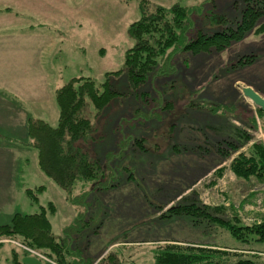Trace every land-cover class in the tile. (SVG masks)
Masks as SVG:
<instances>
[{
  "label": "rangeland",
  "instance_id": "rangeland-1",
  "mask_svg": "<svg viewBox=\"0 0 264 264\" xmlns=\"http://www.w3.org/2000/svg\"><path fill=\"white\" fill-rule=\"evenodd\" d=\"M0 1L12 13L3 24H22L30 32L28 41L13 37L19 35L16 29L15 34L4 33L12 37L1 40L6 48L0 46V52L2 59L11 60L4 65L10 68L5 75L18 77L34 90L36 120L58 125L55 91L75 77L91 78L100 86L106 74L117 73L111 83L121 94L95 118L99 138L90 146L100 163L112 169L105 184L118 186L91 191V184L78 183L76 202L69 200L63 189L39 173L38 151L25 150L28 161L25 168L17 166L12 202L0 210V225L12 223L16 214L45 209L57 240L70 243L76 238L72 250L62 251L90 261L126 243L124 256L153 264V249L176 241L227 248L264 264V242L242 245L209 219L160 217L172 205L196 203L221 218L233 209L245 226L264 223V183L242 180L231 170L234 159L248 154L254 144L264 145V116L242 92L250 87L264 98V29L259 31L264 17L221 51L184 50L188 41L182 38L176 53L169 60L162 58L161 68L133 90L124 61L135 44L130 28L140 19L143 2L185 7L191 40L199 29L207 35L224 30L219 16L228 17V27L237 28L243 0ZM226 141L242 146L221 156L217 149L228 147ZM27 187H44L34 192L36 202L24 192ZM77 218L85 228L79 235H66ZM22 240H0V264H61L56 263L60 258L74 262L70 253L64 258L47 249L25 250Z\"/></svg>",
  "mask_w": 264,
  "mask_h": 264
},
{
  "label": "trees",
  "instance_id": "trees-1",
  "mask_svg": "<svg viewBox=\"0 0 264 264\" xmlns=\"http://www.w3.org/2000/svg\"><path fill=\"white\" fill-rule=\"evenodd\" d=\"M243 2L245 9L237 28L228 27L230 19L226 16H219L218 23L223 29L225 28L224 30L207 35L199 29L196 30V37L191 40L188 35L193 28H191L189 13L185 7L176 4L166 8L153 5L148 1L143 2L140 19L130 28V35L135 44L127 50L124 61V70L128 74L131 89L137 90L144 85L150 79L151 74L161 68L160 60L165 56H168L169 60L176 53L174 49L179 47L182 38L188 41L183 49L196 53L212 49L221 51L231 42L241 40L264 17V0H243ZM263 29L264 24L259 27V31ZM170 50L172 52H169ZM116 74H106L105 81L100 86L93 79L84 77L72 78L61 86L55 96L59 108V120L56 127L42 120L31 118L28 121V137L31 145L38 151L40 170L66 192L69 200L75 201L73 192L78 183L91 184V191L118 186L113 183L105 184L112 169L108 171L90 149L92 143L99 138L100 126L95 123V118L121 95L111 83L112 76ZM168 105L171 106L172 103ZM259 110L264 116V112ZM243 136L248 143L249 138L245 134ZM225 144L228 147L217 149L221 156H228L231 148L237 150L242 146L232 141H226ZM231 170L242 180L255 178L258 182L264 183V145L254 144L248 154L234 159ZM43 189L44 187H39L37 190L30 189L27 190V194L33 202H36L34 192ZM220 210L221 208L214 211ZM166 211L160 215L162 219L183 216L193 219H209L212 223L222 226L235 241L242 245L264 242V223L254 227L245 226L233 209H230L224 218L213 216L214 214L207 211L206 207L196 203L185 206L175 204ZM81 222L83 219H75L64 233L66 235L81 234L85 228ZM194 222L197 223V220ZM16 238L23 239V245L29 249H47L56 256L63 254L64 258L70 253L74 262H69V264H138L137 259L124 256V248H122L124 246L110 250L102 259L98 258L93 261L78 258L71 252L65 254L62 249L72 250L71 245L76 238H71L70 243L57 240L45 209L33 215L16 214L11 224L0 226V240H15ZM152 256L153 264H258L252 259H244V254L238 251L214 246H184L176 241L155 247ZM60 259L59 262H55L66 264V258L65 260Z\"/></svg>",
  "mask_w": 264,
  "mask_h": 264
},
{
  "label": "crops",
  "instance_id": "crops-1",
  "mask_svg": "<svg viewBox=\"0 0 264 264\" xmlns=\"http://www.w3.org/2000/svg\"><path fill=\"white\" fill-rule=\"evenodd\" d=\"M10 9L9 5H5L4 2L0 3V46L2 47H5V44H3L1 40L5 37H12L5 34H15L12 32L13 29L19 31V35H13V37L24 38L27 41L30 37V32L26 31L27 28L25 25L20 24V26H9L3 24V20L8 15L12 14ZM2 58L3 54L0 52V210L4 209L10 202H12L10 196L14 191L17 166L18 170L19 168H25V162L28 161L27 157L29 156V153L27 155L25 150L35 149L31 145V141L28 137L27 127L29 119L32 118L36 120L35 116L37 115V109L33 107V104L35 105L38 101V99L33 96L34 90H31V86H28L29 83L28 85L22 84L19 79H16L18 77L15 78L12 76V78H9V76L5 75V70L9 73L8 71L10 68H5L4 65L11 60H4ZM35 76L36 75L34 74L30 76L29 79ZM21 79L23 81L26 80L25 78ZM59 88L60 87H58V89ZM52 96L50 95V98ZM31 154L35 155L34 150H31ZM39 173H42V171ZM30 188L31 187H27L24 192L30 190ZM2 241L9 242L8 240ZM124 246H126V243ZM260 256L262 257L261 261H264V254H261Z\"/></svg>",
  "mask_w": 264,
  "mask_h": 264
},
{
  "label": "water",
  "instance_id": "water-1",
  "mask_svg": "<svg viewBox=\"0 0 264 264\" xmlns=\"http://www.w3.org/2000/svg\"><path fill=\"white\" fill-rule=\"evenodd\" d=\"M242 92L247 99L251 100L255 106H257L264 112V98L260 94H258L250 87L244 88Z\"/></svg>",
  "mask_w": 264,
  "mask_h": 264
},
{
  "label": "built area",
  "instance_id": "built-area-1",
  "mask_svg": "<svg viewBox=\"0 0 264 264\" xmlns=\"http://www.w3.org/2000/svg\"><path fill=\"white\" fill-rule=\"evenodd\" d=\"M23 249L31 251L29 248H27L26 246H21ZM32 252V251H31ZM45 261L48 262L47 258L45 256L42 257Z\"/></svg>",
  "mask_w": 264,
  "mask_h": 264
}]
</instances>
